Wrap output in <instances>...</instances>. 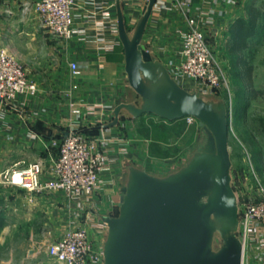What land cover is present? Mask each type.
Wrapping results in <instances>:
<instances>
[{
    "label": "crops",
    "instance_id": "0c3cea01",
    "mask_svg": "<svg viewBox=\"0 0 264 264\" xmlns=\"http://www.w3.org/2000/svg\"><path fill=\"white\" fill-rule=\"evenodd\" d=\"M191 1L184 13L171 0H157L148 19L142 43L167 69L179 61L180 37L177 30L187 26L186 16L201 20L208 41L221 37L224 41H232V29L239 20L248 21L254 8H261L259 22L264 19V0ZM0 2H3L0 9L12 8L13 0ZM145 3L146 0L136 3L133 10L126 13L127 17L131 15L135 22ZM112 5L115 9L114 0L76 1L75 26L81 29L82 35L60 41L59 50L68 64L77 62L79 73L73 75L68 65L61 68L60 94L50 91L44 94V90L38 87L35 96L19 97L15 104L0 103V173L14 165L38 159L47 168L56 155V149L51 146L52 137L70 124L83 127L86 120L98 123L99 129L94 135L106 138L105 152L113 160L109 169L100 172L102 182L94 196L83 202V209L62 192L29 200L22 188L1 185L0 190H4L5 195H0V232L2 236L4 233L5 237H10L12 243L18 238L23 223L38 219L51 222L53 240L59 236L63 226L72 224L85 228L94 242H102L107 227L100 214H114L112 209L119 202L128 165L135 164L156 175H165L178 167L172 155L162 159L151 156V138L139 132L142 128L151 129V124L175 127L185 122L184 119L166 121L148 114L146 119L120 117L114 126H101L112 119V110L117 104L137 99V94L128 84L121 43L117 42L118 34L114 32L113 20L107 13ZM32 13L36 27L39 18L35 10ZM114 16L116 18V12ZM99 41L105 42L106 49L97 48ZM76 105L88 115L85 118L80 116L81 124L72 114ZM91 126L95 124L85 127ZM16 246L21 249L14 264H61L48 255L47 247L39 244L25 247L22 243L20 247ZM249 253L243 264H255L253 249Z\"/></svg>",
    "mask_w": 264,
    "mask_h": 264
},
{
    "label": "water",
    "instance_id": "95a60500",
    "mask_svg": "<svg viewBox=\"0 0 264 264\" xmlns=\"http://www.w3.org/2000/svg\"><path fill=\"white\" fill-rule=\"evenodd\" d=\"M156 2L146 1L130 31L121 0H114L124 69L137 99L117 104L112 119L101 126H114L123 115L167 121L192 116L205 139L165 175L128 165L117 214H100L107 227L102 264H243L231 183L229 107L222 97L183 88L142 43Z\"/></svg>",
    "mask_w": 264,
    "mask_h": 264
},
{
    "label": "built area",
    "instance_id": "2783aa9c",
    "mask_svg": "<svg viewBox=\"0 0 264 264\" xmlns=\"http://www.w3.org/2000/svg\"><path fill=\"white\" fill-rule=\"evenodd\" d=\"M76 1L33 0V8L44 27L68 41L75 35H82L81 29L75 26ZM171 1L184 13L192 3L191 0ZM121 2L127 24H134L133 17H127L126 13L144 0ZM114 12L112 5L107 13L117 34ZM186 20L187 26L177 30L180 37L179 61L170 64L168 71L187 90L218 95L223 84V71L207 42L206 30L200 19L186 16ZM97 48L106 49L105 42L99 41ZM69 67L73 75L79 73L77 62H70ZM37 91V84L28 77L23 65L0 48V103L15 104L19 97L35 96ZM76 109L72 108L75 116ZM182 119L188 124L197 122L192 116ZM106 143L105 137L82 134L78 125L70 124L63 128L60 137L51 139L56 155L47 168L40 159L14 165L0 173V183L36 194L62 192L83 209V202L94 196L102 182L100 172L109 169L113 161L105 152ZM237 201L238 235L244 251L251 247L259 254V262L264 264V187L258 185V197L242 201L237 198ZM102 242H94L85 228L69 224L63 226L59 236L47 245V253L61 264H102Z\"/></svg>",
    "mask_w": 264,
    "mask_h": 264
},
{
    "label": "rangeland",
    "instance_id": "374dc122",
    "mask_svg": "<svg viewBox=\"0 0 264 264\" xmlns=\"http://www.w3.org/2000/svg\"><path fill=\"white\" fill-rule=\"evenodd\" d=\"M2 4L3 2H0V6ZM33 11V0H13L11 9L7 8L6 11L0 9V48L5 49L23 65L28 77L37 84V87L44 90V94L49 91L60 94L61 87L58 82L61 68L69 64L64 61L65 55L59 50V44L60 41L67 40L52 33L40 20L39 25L34 27L36 20ZM125 22L131 31L133 24L129 22L127 24L126 19ZM259 24L260 30L255 37L250 38L249 46L244 52L251 66L249 84L241 76L242 72L237 69L235 59L229 53L230 41H224L223 37L216 41H207L223 71V84L216 96L222 97L229 107L228 148L231 158V183L240 201L258 197V185L264 187V19ZM73 108H77L76 120L81 124L80 116L85 118L88 115L83 114L78 105ZM126 117L129 118L127 115L123 118ZM141 117L146 119L149 116L146 114ZM83 124L89 126L98 123L86 120ZM151 125V129L142 128L139 132L142 136L151 138V149L155 150L151 156L162 159L172 155L177 160L178 167L188 160L205 139L198 122L192 124L182 122L171 130L166 126ZM81 132L87 134L85 131ZM1 185L16 187L4 183H0ZM23 191L29 200L51 194L30 193L25 189ZM16 192L19 193L18 190ZM0 195H5L4 190H0ZM112 210L115 214L117 206ZM45 214L44 212L43 215ZM50 223L42 219L23 223L18 238L14 239L13 243L10 237H5L4 233L2 236L0 232V264H9L8 261L14 264L16 258L20 256L21 248L16 246L20 247V243L25 247L31 244L47 247L48 243L53 241ZM30 240L34 243H30ZM219 242V238L216 237V247ZM251 250V247L245 248L243 259L245 256L248 257ZM253 261L255 264L260 263L259 254H254Z\"/></svg>",
    "mask_w": 264,
    "mask_h": 264
},
{
    "label": "trees",
    "instance_id": "16d2710c",
    "mask_svg": "<svg viewBox=\"0 0 264 264\" xmlns=\"http://www.w3.org/2000/svg\"><path fill=\"white\" fill-rule=\"evenodd\" d=\"M260 9L261 8H254V10L250 14V18L248 21L244 19L239 20L238 24L232 29V32H231L232 41H230L228 45L229 53L235 59L234 64L237 66V69L238 68L240 69V72H242L241 76L247 81L248 84L251 80V66L248 64L246 57L244 56V52L249 46L250 38L255 37L257 32L260 30L258 26V22H259L258 19L262 15ZM122 117H124V115ZM179 120L181 119H178L176 121H179ZM174 128H175L174 126L170 128L167 127L168 130H171ZM42 129L44 130V128ZM98 129H99V125H95L91 127H85V126L80 127V131H85L89 135H94L98 131ZM62 132H63V128H61L58 134L53 136L52 138L60 137ZM45 134H47L48 136L51 135L50 132L45 133ZM154 151L155 150L151 149L152 154L154 153ZM115 214H117V212H115Z\"/></svg>",
    "mask_w": 264,
    "mask_h": 264
}]
</instances>
